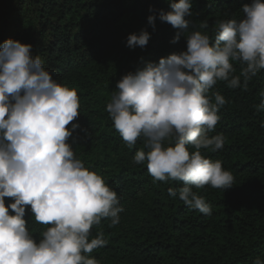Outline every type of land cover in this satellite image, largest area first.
Returning a JSON list of instances; mask_svg holds the SVG:
<instances>
[{"label": "clouds", "instance_id": "1", "mask_svg": "<svg viewBox=\"0 0 264 264\" xmlns=\"http://www.w3.org/2000/svg\"><path fill=\"white\" fill-rule=\"evenodd\" d=\"M170 9L160 10L159 19L177 30L171 43L186 37V50L123 75L106 111L129 149L143 138L146 150L136 151L133 164H146L154 181L182 182L178 192L168 188V195L211 216L210 204L193 189L225 190L234 176L222 161L201 152H216L225 143L222 134H209L228 101L210 90L218 82L247 90L264 70V0L243 4L240 19L217 21L213 36L190 31L192 0L170 2ZM149 12L147 24L154 31L156 10L150 6ZM207 27L201 22V29ZM150 38L141 29L127 36L126 46L143 49ZM44 64L31 44L11 38L0 44V264H99L90 254L107 241L103 233L90 239L91 230L102 219L118 225L125 209L116 191L67 142L80 127L72 123L80 115V97L54 80ZM260 95L257 112L264 111V92ZM33 223L45 227L37 232Z\"/></svg>", "mask_w": 264, "mask_h": 264}, {"label": "trees", "instance_id": "2", "mask_svg": "<svg viewBox=\"0 0 264 264\" xmlns=\"http://www.w3.org/2000/svg\"><path fill=\"white\" fill-rule=\"evenodd\" d=\"M170 2L178 0H0V44L9 38L31 44L52 78L77 90L80 115L72 123L80 127L67 142L116 191L125 209L118 225L102 219L91 230L90 239L103 233L107 241L90 254L99 264H253L264 259V111H256L264 70L247 90L229 89L225 82L210 90L228 101L209 134H222L225 143L216 152H201L222 161L234 176L225 190L193 189L210 204L211 216L168 195V188L178 192L182 182L154 181L146 164L134 165L136 151L146 150L143 138L129 149L106 111L123 75L186 50V37L171 43L177 30L159 19L160 10H171ZM245 3L251 0H192L190 31L213 36L217 21L242 18ZM150 6L157 14L154 31L147 24ZM203 21L206 29L200 28ZM145 28L151 33L147 46L128 48L127 36ZM234 66L239 74L240 65ZM25 219L32 224L30 210ZM32 227L39 232L45 226Z\"/></svg>", "mask_w": 264, "mask_h": 264}]
</instances>
